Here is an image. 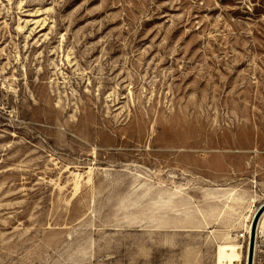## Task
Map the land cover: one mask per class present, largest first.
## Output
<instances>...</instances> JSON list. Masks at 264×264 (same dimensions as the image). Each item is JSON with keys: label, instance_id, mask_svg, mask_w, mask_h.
<instances>
[{"label": "rangeland", "instance_id": "obj_1", "mask_svg": "<svg viewBox=\"0 0 264 264\" xmlns=\"http://www.w3.org/2000/svg\"><path fill=\"white\" fill-rule=\"evenodd\" d=\"M253 148L264 0H0V264H247Z\"/></svg>", "mask_w": 264, "mask_h": 264}, {"label": "bare ground", "instance_id": "obj_2", "mask_svg": "<svg viewBox=\"0 0 264 264\" xmlns=\"http://www.w3.org/2000/svg\"><path fill=\"white\" fill-rule=\"evenodd\" d=\"M78 180H76V181H78ZM263 217H264V215L262 216L261 220L259 221V225H258V229H257V236L258 237L264 236V224L261 223ZM249 229L248 230L250 233L252 231L251 226ZM252 229H253V227H252ZM258 231H260V233H258ZM257 247H258V238L256 240V246H255L254 264H256V256H257V252H258ZM242 248L243 247L240 244H234V243L220 244L218 247V251H217V264H241L239 262H241V260H242V252H241Z\"/></svg>", "mask_w": 264, "mask_h": 264}, {"label": "crops", "instance_id": "obj_3", "mask_svg": "<svg viewBox=\"0 0 264 264\" xmlns=\"http://www.w3.org/2000/svg\"><path fill=\"white\" fill-rule=\"evenodd\" d=\"M255 147L256 144H254ZM249 156H246L245 159L242 160V165L244 168H248L251 175V180L258 185L261 186V191L264 195V150L253 148L249 150ZM262 198V195L258 194ZM259 255L262 257L264 254L259 253ZM259 262L258 255L256 257V264Z\"/></svg>", "mask_w": 264, "mask_h": 264}, {"label": "water", "instance_id": "obj_4", "mask_svg": "<svg viewBox=\"0 0 264 264\" xmlns=\"http://www.w3.org/2000/svg\"><path fill=\"white\" fill-rule=\"evenodd\" d=\"M264 214V202L258 207L253 221V229L249 235V250L247 254V264H254L255 246L257 240V225L261 216Z\"/></svg>", "mask_w": 264, "mask_h": 264}, {"label": "built area", "instance_id": "obj_5", "mask_svg": "<svg viewBox=\"0 0 264 264\" xmlns=\"http://www.w3.org/2000/svg\"><path fill=\"white\" fill-rule=\"evenodd\" d=\"M248 235H249L248 232L241 233V237L244 238V239L247 238ZM258 245H259V251H258V253H262V254H264V249H263V248H260L262 244H258ZM262 247H263V246H262ZM254 256H255V255H254ZM257 264H263V263L260 262V260H259V262H258Z\"/></svg>", "mask_w": 264, "mask_h": 264}]
</instances>
